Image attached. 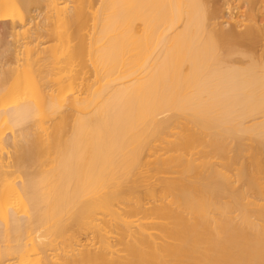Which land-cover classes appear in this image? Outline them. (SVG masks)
Wrapping results in <instances>:
<instances>
[{
	"label": "bare ground",
	"instance_id": "6f19581e",
	"mask_svg": "<svg viewBox=\"0 0 264 264\" xmlns=\"http://www.w3.org/2000/svg\"><path fill=\"white\" fill-rule=\"evenodd\" d=\"M214 1L0 0V264H264V25Z\"/></svg>",
	"mask_w": 264,
	"mask_h": 264
},
{
	"label": "rangeland",
	"instance_id": "374dc122",
	"mask_svg": "<svg viewBox=\"0 0 264 264\" xmlns=\"http://www.w3.org/2000/svg\"><path fill=\"white\" fill-rule=\"evenodd\" d=\"M244 1H246V0H236V2H235V0H226V2H230L229 4L231 5V6H234V5H236V6H238V7H243V8H241V10H243L244 12H246L247 14H248V12H250V14L251 13H253V17H258L259 19V21H263L262 23H263V25H264V7H263V4H264V0H257V1H255L254 3H256V4H253V5H256L255 7H253V5L252 6H250V5H248L247 4V6H246V2H244ZM261 1L263 2V3H261ZM218 3V5L220 6V7H223L222 5H224L226 2L224 1V0H215L214 1V3ZM224 2V3H223ZM227 3V5H225V6H228L229 4ZM232 3V4H231ZM244 3V4H243ZM221 4V5H220ZM229 5V6H230ZM219 6H217V8L219 7ZM224 6V7H225ZM230 6V7H231ZM249 6V7H248ZM262 6V7H261ZM246 7H248V8H246ZM225 8H227V7H225ZM250 8V9H249ZM260 8V9H259ZM224 9V8H223ZM245 9H246V11H245ZM258 9V10H257ZM262 9V10H261ZM220 10H222V8H220ZM225 11V10H224ZM224 11H221L222 13H224ZM248 11V12H247ZM222 13H220V14H222ZM250 14H248V15H250ZM263 15V16H262ZM221 16V15H220ZM252 16V15H251ZM221 19H223L222 17L218 20V23H221V22H223L225 19H223V21L221 20ZM256 19V18H255ZM253 23V22H252ZM251 23V24H252ZM230 24H232V22L230 23ZM228 25V24H226L225 25V28H228L229 26H232V25ZM247 24H249L250 25V23L248 22ZM10 41H14L15 39L13 38V37H11L10 39H9Z\"/></svg>",
	"mask_w": 264,
	"mask_h": 264
}]
</instances>
